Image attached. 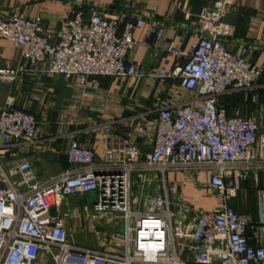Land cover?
<instances>
[{
    "label": "built area",
    "instance_id": "built-area-1",
    "mask_svg": "<svg viewBox=\"0 0 264 264\" xmlns=\"http://www.w3.org/2000/svg\"><path fill=\"white\" fill-rule=\"evenodd\" d=\"M234 3L213 0L199 17L198 41L186 52L163 40L158 30L153 48L160 58L173 53L182 60L156 76L177 79L200 101L176 107L162 103L149 152L124 137L117 158L107 150L96 162L91 149L73 140L67 150L71 168L37 179L28 161L5 165L1 158L15 141L33 143L40 131L33 113L5 99L0 107V264H264V243L250 242L248 216L230 204L257 163L259 125L250 117L227 115L220 98L231 89H251L261 76L257 64L224 41L234 31L224 21ZM143 22L99 12L86 18L80 9L65 21L64 31L54 34L39 18L15 12L0 16V38L20 56L16 65L0 57V84L28 69L78 84L97 76H142L127 56L136 45L134 30ZM199 171L209 173L207 186L216 201L209 210L171 198L168 172L190 174L199 189L204 187L195 175ZM84 193L96 199L83 204L82 214L102 217L110 229L100 247L68 241L66 222L72 215L60 207L67 197ZM110 240L121 246L107 250Z\"/></svg>",
    "mask_w": 264,
    "mask_h": 264
},
{
    "label": "crops",
    "instance_id": "crops-1",
    "mask_svg": "<svg viewBox=\"0 0 264 264\" xmlns=\"http://www.w3.org/2000/svg\"><path fill=\"white\" fill-rule=\"evenodd\" d=\"M212 6L213 0H0V16L15 12L39 18L54 34L64 31L65 21L80 9L86 18L99 12L106 17L144 20L134 30L136 45L127 56L142 76H97L78 84L63 76L28 69L15 81L0 84V107L9 97L17 108L33 113L40 121L36 140L33 143L15 141L1 155L4 164L26 160L36 178L45 180L71 168L67 150L73 140L91 149L96 162L103 161L107 150L114 151L117 158L120 140L124 137L130 138L142 153L149 152L154 143V118L160 105L167 103L176 107L186 101H200L194 92L183 89L177 79L156 76L160 70L173 71L182 60L173 53L161 59V52L153 48L156 34L161 28L163 40L173 42L176 48L186 52L201 35L200 15ZM224 21L234 29L225 43L233 50H240L261 70L259 80L251 89H231L220 98L227 115L250 117L259 125L257 163L230 201L238 213L248 216L247 235L252 244H259L264 243V0H235ZM0 57L5 64L16 65L20 61L18 52L5 38H0ZM195 175L203 188L193 186L190 174L168 172L171 198L180 197L197 208L209 210L216 204L207 186L209 173L199 171ZM181 181L184 183L179 184ZM93 194L88 195L89 199H93ZM73 201L67 198L60 207L72 215L66 222L68 241L79 247H100L103 232L95 224L103 218L84 216L82 206ZM108 245L107 250H113L121 243L110 240Z\"/></svg>",
    "mask_w": 264,
    "mask_h": 264
},
{
    "label": "rangeland",
    "instance_id": "rangeland-1",
    "mask_svg": "<svg viewBox=\"0 0 264 264\" xmlns=\"http://www.w3.org/2000/svg\"><path fill=\"white\" fill-rule=\"evenodd\" d=\"M93 194V193H84L82 195L77 194L74 196H69L67 198H73L74 199V204L76 205H80L83 206V204H88L90 205L93 201H95L96 199V195H94L93 199L91 200V198L89 199L88 195ZM81 213H82V207H81ZM95 227L100 230L101 232H106V233H110V229L108 226L105 225V220H98L97 223L95 224Z\"/></svg>",
    "mask_w": 264,
    "mask_h": 264
}]
</instances>
